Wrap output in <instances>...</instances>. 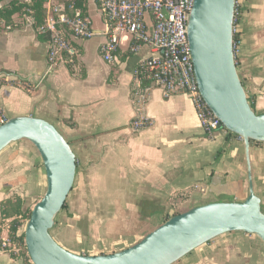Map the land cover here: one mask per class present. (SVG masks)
Here are the masks:
<instances>
[{
  "label": "crops",
  "instance_id": "1",
  "mask_svg": "<svg viewBox=\"0 0 264 264\" xmlns=\"http://www.w3.org/2000/svg\"><path fill=\"white\" fill-rule=\"evenodd\" d=\"M11 1L16 0H0V8ZM88 1L90 17L93 4ZM236 8V70L249 104L260 115L264 113V0H236ZM36 28L24 12L14 14L8 24L0 22V76L14 80L1 86L0 107L8 120L33 117L50 123L76 157L79 178L71 193L76 210L73 218L57 224L53 239L58 244L77 255L113 254L136 244L175 214L247 197L244 144L239 136L225 129L207 134L186 95L164 98L160 89L150 88L140 102L133 71L147 55L145 49L130 54L123 48L118 62L108 64L99 54L105 37L95 36L82 43L77 70L59 66L33 89L44 74L47 55L46 38ZM93 29L101 32L104 26L95 23ZM134 119L146 121L147 126L133 130L129 123ZM250 165L264 214V143L251 142ZM45 189L42 159L29 141L12 143L0 153V220L3 201L19 198L23 204H34ZM81 203L108 209L87 206L78 211ZM10 222L1 221L5 239ZM20 222L18 235L25 225ZM0 264L31 262L22 253L0 250ZM174 264H264V243L255 235L226 233Z\"/></svg>",
  "mask_w": 264,
  "mask_h": 264
},
{
  "label": "water",
  "instance_id": "2",
  "mask_svg": "<svg viewBox=\"0 0 264 264\" xmlns=\"http://www.w3.org/2000/svg\"><path fill=\"white\" fill-rule=\"evenodd\" d=\"M236 0H194L187 40L200 95L222 127L243 140L248 195L242 202H216L169 218L139 242L108 255H77L50 234L73 187L76 157L50 123L15 117L0 126V153L10 144L29 141L39 153L46 176L42 198L23 227L31 264H174L212 239L231 232L255 235L264 243V214L255 195L250 165L251 142L264 143V113L251 108L234 59ZM46 69V68H45ZM30 204H24L26 209Z\"/></svg>",
  "mask_w": 264,
  "mask_h": 264
},
{
  "label": "built area",
  "instance_id": "3",
  "mask_svg": "<svg viewBox=\"0 0 264 264\" xmlns=\"http://www.w3.org/2000/svg\"><path fill=\"white\" fill-rule=\"evenodd\" d=\"M87 1L43 0L44 18L36 33L46 38V69L32 85L33 89L39 88L59 66L77 70L82 43L101 35L105 42L100 45L99 54L108 64L118 62L117 55L123 48L130 54L142 49L147 51L133 71L139 84L136 96L140 102L145 101V93L150 88L160 89L164 98L183 94L191 101L207 134L223 129L202 99L195 79L187 40V22L194 0H90L104 23L101 32L93 29ZM238 13L235 6L234 19ZM12 81L10 75L0 76V88ZM7 120L0 107V126ZM146 126L147 122L142 119L129 123L135 131ZM0 250L20 253L21 249L0 233Z\"/></svg>",
  "mask_w": 264,
  "mask_h": 264
},
{
  "label": "trees",
  "instance_id": "4",
  "mask_svg": "<svg viewBox=\"0 0 264 264\" xmlns=\"http://www.w3.org/2000/svg\"><path fill=\"white\" fill-rule=\"evenodd\" d=\"M43 0H16L11 1L6 6L0 8V22L9 23L11 17L17 13H27L30 15L38 26L42 23L44 18V10L42 7ZM236 40L234 39V43ZM252 108V105H250ZM253 109V108H252ZM224 129V128H223ZM64 207V206H63ZM29 212V213H28ZM28 213V214H27ZM30 211L24 208V204L19 198H12L5 200L1 203V221L11 219L9 225V240L13 243L23 245V234L18 235V228L21 226L20 220H26L29 218ZM178 214H175L176 216ZM25 260H29L24 256Z\"/></svg>",
  "mask_w": 264,
  "mask_h": 264
},
{
  "label": "rangeland",
  "instance_id": "5",
  "mask_svg": "<svg viewBox=\"0 0 264 264\" xmlns=\"http://www.w3.org/2000/svg\"><path fill=\"white\" fill-rule=\"evenodd\" d=\"M100 16V12L97 10V8L94 6V5H91V7H90V18H91V21H92V23L93 24H95V23H98L99 24V26H104V23H103V21H102V19L99 17ZM78 178H79V176H78V174H77V172H76V174H75V181H77L78 182ZM72 191H73V188L71 189V191H70V193H69V195H68V197H67V199H66V201H65V204H64V207H63V209L60 211V213L57 215V217H56V219H55V224L54 225H56V226H53V228L51 229V231H50V234H51V236L54 238V237H56V235H57V224H59V222L61 221V219L62 218H64V219H67V220H69V219H71V218H73V214H74V211L76 210V208H75V206L73 207L72 206V199H71V193H72ZM88 195H89V192L87 193ZM41 199V198H40ZM39 199V200H40ZM38 200V201H39ZM37 201V202H38ZM35 205V203L34 204H30V206H28L26 209H27V211H31V209H32V207ZM87 206H89L90 207V209L91 210H99V211H101L102 209H108L106 206H104V205H102V204H97V205H95V207H94V205H85V204H80L79 205V208L77 209L78 211H83V210H86V208H87ZM104 206V207H103ZM29 213V212H28ZM27 213V214H28ZM23 220V219H22ZM27 220L28 219H26V220H23L24 222H25V224H26V222H27ZM81 222V221H80ZM59 246H61L60 244H59ZM62 247V246H61ZM63 249H65V250H67V251H69L70 252V250L71 249H68V248H66V247H62ZM20 253H22L24 256H26V257H28L27 256V253H26V248H25V246H24V243H23V245H20ZM72 253V252H71ZM74 254V253H73ZM30 260V259H29Z\"/></svg>",
  "mask_w": 264,
  "mask_h": 264
}]
</instances>
